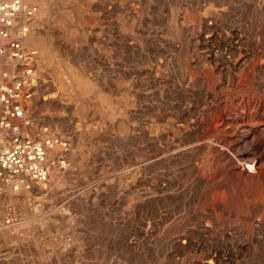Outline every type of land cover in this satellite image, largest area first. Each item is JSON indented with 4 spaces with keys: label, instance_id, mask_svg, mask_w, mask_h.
<instances>
[{
    "label": "rangeland",
    "instance_id": "1",
    "mask_svg": "<svg viewBox=\"0 0 264 264\" xmlns=\"http://www.w3.org/2000/svg\"><path fill=\"white\" fill-rule=\"evenodd\" d=\"M37 2L71 165L0 184V264H264V0Z\"/></svg>",
    "mask_w": 264,
    "mask_h": 264
},
{
    "label": "built area",
    "instance_id": "2",
    "mask_svg": "<svg viewBox=\"0 0 264 264\" xmlns=\"http://www.w3.org/2000/svg\"><path fill=\"white\" fill-rule=\"evenodd\" d=\"M41 7L36 0H0V184L15 191L67 172L71 144L41 123L35 103L46 98L36 59L25 45ZM245 169L254 173L252 163Z\"/></svg>",
    "mask_w": 264,
    "mask_h": 264
},
{
    "label": "bare ground",
    "instance_id": "3",
    "mask_svg": "<svg viewBox=\"0 0 264 264\" xmlns=\"http://www.w3.org/2000/svg\"><path fill=\"white\" fill-rule=\"evenodd\" d=\"M37 1V0H36ZM35 37V36H34ZM39 39V38H38ZM28 42V41H27ZM26 43V42H25ZM28 47H29V49L31 48L35 53H39V54H43V53H45V51H44V45H43V43H41L40 41H33V40H30L29 42H28ZM49 51V50H48ZM36 56V55H35ZM46 58H43V60H44V62H45V64L46 65H48L49 66V64H50V58H47V57H49V56H45ZM76 83H78L77 81H76ZM89 95V94H88ZM83 158V157H82ZM84 162H85V160H84ZM7 190L8 191H10L11 193H13V194H15V192H17V191H15V190H17V189H14V187H13V185L11 184V185H9V186H7ZM24 196V198H27V195L26 194H24L23 195ZM19 198V197H18ZM20 199V198H19ZM21 200H23V199H21ZM21 200H19V201H17V202H23V201H21Z\"/></svg>",
    "mask_w": 264,
    "mask_h": 264
}]
</instances>
